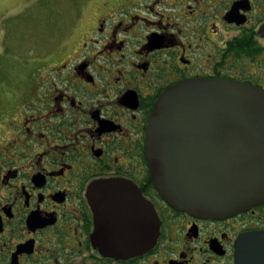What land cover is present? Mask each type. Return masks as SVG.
<instances>
[{"label": "flooded vegetation", "instance_id": "1", "mask_svg": "<svg viewBox=\"0 0 264 264\" xmlns=\"http://www.w3.org/2000/svg\"><path fill=\"white\" fill-rule=\"evenodd\" d=\"M78 15L0 95V264H235L237 239L264 232V199L220 217L175 208L147 136L184 84L215 101L217 83L264 93V0H85ZM99 222L112 246L148 249L105 254Z\"/></svg>", "mask_w": 264, "mask_h": 264}, {"label": "water", "instance_id": "2", "mask_svg": "<svg viewBox=\"0 0 264 264\" xmlns=\"http://www.w3.org/2000/svg\"><path fill=\"white\" fill-rule=\"evenodd\" d=\"M217 84L213 91L221 95L216 101L196 84L161 96L147 136V158L160 194L175 208L205 217H220L246 201L264 199V93ZM184 112L193 115L190 127L183 125ZM95 229V239L102 233L99 249L107 255H137L148 249L112 246L106 227L99 222ZM235 264H264V232L237 239Z\"/></svg>", "mask_w": 264, "mask_h": 264}, {"label": "rangeland", "instance_id": "3", "mask_svg": "<svg viewBox=\"0 0 264 264\" xmlns=\"http://www.w3.org/2000/svg\"><path fill=\"white\" fill-rule=\"evenodd\" d=\"M84 2L0 0V95L6 85L27 81L32 60L69 31Z\"/></svg>", "mask_w": 264, "mask_h": 264}]
</instances>
